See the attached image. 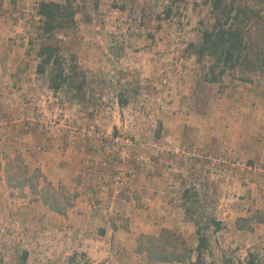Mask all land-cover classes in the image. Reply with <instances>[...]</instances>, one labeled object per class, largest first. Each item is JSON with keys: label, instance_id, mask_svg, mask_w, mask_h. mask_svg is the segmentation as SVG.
Returning <instances> with one entry per match:
<instances>
[{"label": "rangeland", "instance_id": "obj_1", "mask_svg": "<svg viewBox=\"0 0 264 264\" xmlns=\"http://www.w3.org/2000/svg\"><path fill=\"white\" fill-rule=\"evenodd\" d=\"M41 1L0 0V264H191L197 231L201 264H264V0H235L257 15L248 59L214 83L191 48L207 0H74L52 37ZM42 45L60 64L38 74ZM213 133L247 156L209 148ZM219 158L260 169L193 186L234 183Z\"/></svg>", "mask_w": 264, "mask_h": 264}, {"label": "trees", "instance_id": "obj_2", "mask_svg": "<svg viewBox=\"0 0 264 264\" xmlns=\"http://www.w3.org/2000/svg\"><path fill=\"white\" fill-rule=\"evenodd\" d=\"M211 7V24L201 35V43L191 45L195 50L196 59L201 60L208 56L212 60L209 66L207 82H217L227 71H232L248 59V45L246 35L250 22L257 17L255 12L247 6H241L235 0H207ZM74 0H50L41 1L36 11L39 17V33L42 37H52L58 31L71 29L74 26L75 15ZM40 59L37 65V73L43 74L45 66L49 64L59 65L58 49L52 45H42L37 53ZM67 76L58 69L53 80V90L59 88L60 81L65 82ZM214 230L219 229V224L213 222ZM198 232L196 246V260L191 264H201L202 254L208 248V241L204 235ZM155 261L169 262L172 257H166L163 253L155 255ZM179 262L178 257H174ZM172 260V261H174ZM27 252L20 255L18 264H26Z\"/></svg>", "mask_w": 264, "mask_h": 264}, {"label": "crops", "instance_id": "obj_3", "mask_svg": "<svg viewBox=\"0 0 264 264\" xmlns=\"http://www.w3.org/2000/svg\"><path fill=\"white\" fill-rule=\"evenodd\" d=\"M218 123L220 124V118L217 120ZM213 135L215 136L212 139V142L208 143L209 144V148H214L217 149L218 151H220V153L226 154V155H232V156H247V154L245 153V146H248L249 143L248 141H246L245 139H238L236 141H229V140H225V138H223L220 135H216L215 133H213ZM208 140V139H206ZM196 176L199 175V173L195 174ZM214 175L211 173L209 175H205L203 177H196L193 181V186L195 187H241L239 186V181L240 178L237 176H232V181L234 183H229V182H225L222 180V182H217L214 183ZM201 179H203L202 181H200ZM256 182H259V179L256 180ZM200 184H202V186H200ZM218 185V186H217ZM256 184H253L252 186L249 187H255Z\"/></svg>", "mask_w": 264, "mask_h": 264}, {"label": "built area", "instance_id": "obj_4", "mask_svg": "<svg viewBox=\"0 0 264 264\" xmlns=\"http://www.w3.org/2000/svg\"><path fill=\"white\" fill-rule=\"evenodd\" d=\"M216 165H222V167H226V169H235L237 170L236 173H238V177L240 178V181L244 183H248V177L250 174H254L257 172L260 168H257L256 166H250L246 165L245 163L239 162V161H228L222 158H219L217 160L212 161V167Z\"/></svg>", "mask_w": 264, "mask_h": 264}]
</instances>
